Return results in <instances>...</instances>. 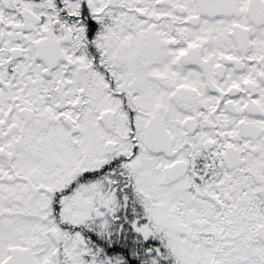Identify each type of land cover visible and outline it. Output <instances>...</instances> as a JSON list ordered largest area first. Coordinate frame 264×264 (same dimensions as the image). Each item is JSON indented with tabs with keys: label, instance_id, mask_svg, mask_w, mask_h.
<instances>
[{
	"label": "snow or ice",
	"instance_id": "6c2138e0",
	"mask_svg": "<svg viewBox=\"0 0 264 264\" xmlns=\"http://www.w3.org/2000/svg\"><path fill=\"white\" fill-rule=\"evenodd\" d=\"M0 264H264V0H0Z\"/></svg>",
	"mask_w": 264,
	"mask_h": 264
}]
</instances>
